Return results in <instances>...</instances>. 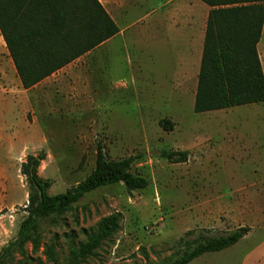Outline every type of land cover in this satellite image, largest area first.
Listing matches in <instances>:
<instances>
[{
  "label": "rangeland",
  "instance_id": "obj_1",
  "mask_svg": "<svg viewBox=\"0 0 264 264\" xmlns=\"http://www.w3.org/2000/svg\"><path fill=\"white\" fill-rule=\"evenodd\" d=\"M133 6L116 15L128 31L109 40L108 53L88 56L87 74L56 72L38 89L21 86L14 89L18 111L0 110V254L29 215L31 185L22 175L29 156L46 154L38 176L52 183L50 196L94 172L99 145L111 160L139 157L133 171L149 187L131 192L119 184L87 195L41 224L38 249L29 243L2 264H68L71 252L116 214L119 229L82 264H165L192 231L190 240L240 228L249 233L236 246L191 264H264V103L196 114L198 78L172 81L174 63L151 49L143 5ZM258 52L264 70V31ZM1 65L15 68L0 31ZM172 152H187V163L171 164L165 155Z\"/></svg>",
  "mask_w": 264,
  "mask_h": 264
},
{
  "label": "trees",
  "instance_id": "obj_2",
  "mask_svg": "<svg viewBox=\"0 0 264 264\" xmlns=\"http://www.w3.org/2000/svg\"><path fill=\"white\" fill-rule=\"evenodd\" d=\"M211 12L208 20L195 113L206 114L264 103V70L258 45L264 28V0H201ZM0 31L23 87L32 89L56 72L119 35L120 30L98 0H0ZM164 128L172 130L165 120ZM171 164L188 161L187 152L165 155ZM139 157L111 160L102 145L97 151L94 172L77 187L50 196L51 182L38 176L46 160L42 152L29 156L22 175L31 185L28 217L17 239L0 254V264L27 244L39 247L41 224L62 215L87 195L105 187L124 184L129 191L146 190L150 182L134 173ZM120 214L104 218L87 242L73 250L68 264H82L119 229ZM249 230L240 228L224 236L208 238L194 231L178 242L180 254L165 264H191L198 258L236 246ZM50 259L57 263L53 249Z\"/></svg>",
  "mask_w": 264,
  "mask_h": 264
},
{
  "label": "crops",
  "instance_id": "obj_3",
  "mask_svg": "<svg viewBox=\"0 0 264 264\" xmlns=\"http://www.w3.org/2000/svg\"><path fill=\"white\" fill-rule=\"evenodd\" d=\"M106 12L118 26L120 33L116 38L124 36L128 27L118 25L116 15L129 12L133 5H143V37L148 38V43L154 52L165 53L169 62H173L174 82L188 84L194 79H199L201 70L204 43L207 31L211 7L201 0H98ZM131 15L129 16V18ZM264 31V28H263ZM263 35V34H262ZM111 41V40H110ZM106 42L73 62V65L60 70L58 75L68 73L70 75H81L88 73V56H100L108 53L109 42ZM109 56V55H107ZM106 58V57H105ZM172 65V64H171ZM16 67L12 65L0 66V110L1 112L11 109L18 111L19 98L14 89L19 91L23 86L20 79L16 78ZM56 77V74L52 76ZM47 78L35 89L44 86ZM5 86H8L7 88ZM44 88V87H42ZM10 89V90H9ZM31 90H34L33 88ZM28 91V90H27ZM44 92L45 90L42 89ZM246 238V237H245Z\"/></svg>",
  "mask_w": 264,
  "mask_h": 264
}]
</instances>
